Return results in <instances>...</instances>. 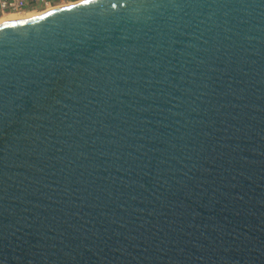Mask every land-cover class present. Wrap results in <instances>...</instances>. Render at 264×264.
Returning a JSON list of instances; mask_svg holds the SVG:
<instances>
[{
  "label": "water",
  "instance_id": "95a60500",
  "mask_svg": "<svg viewBox=\"0 0 264 264\" xmlns=\"http://www.w3.org/2000/svg\"><path fill=\"white\" fill-rule=\"evenodd\" d=\"M0 264H264V0L0 25Z\"/></svg>",
  "mask_w": 264,
  "mask_h": 264
},
{
  "label": "built area",
  "instance_id": "2783aa9c",
  "mask_svg": "<svg viewBox=\"0 0 264 264\" xmlns=\"http://www.w3.org/2000/svg\"><path fill=\"white\" fill-rule=\"evenodd\" d=\"M81 0H0V16L5 13H24L39 9H52L58 4Z\"/></svg>",
  "mask_w": 264,
  "mask_h": 264
},
{
  "label": "bare ground",
  "instance_id": "6f19581e",
  "mask_svg": "<svg viewBox=\"0 0 264 264\" xmlns=\"http://www.w3.org/2000/svg\"><path fill=\"white\" fill-rule=\"evenodd\" d=\"M28 12L24 13H5L0 16V25L9 22V21H15L23 16H25Z\"/></svg>",
  "mask_w": 264,
  "mask_h": 264
},
{
  "label": "snow or ice",
  "instance_id": "6c2138e0",
  "mask_svg": "<svg viewBox=\"0 0 264 264\" xmlns=\"http://www.w3.org/2000/svg\"><path fill=\"white\" fill-rule=\"evenodd\" d=\"M84 3L85 4L90 3V0H84Z\"/></svg>",
  "mask_w": 264,
  "mask_h": 264
}]
</instances>
